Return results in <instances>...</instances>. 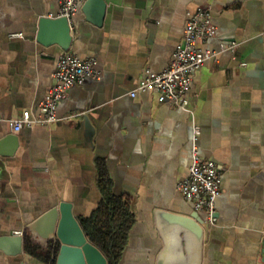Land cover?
<instances>
[{"label": "crops", "instance_id": "obj_1", "mask_svg": "<svg viewBox=\"0 0 264 264\" xmlns=\"http://www.w3.org/2000/svg\"><path fill=\"white\" fill-rule=\"evenodd\" d=\"M88 2L71 18L64 50L37 41L39 20L57 16V0H0V143L12 138L0 148V237L25 239L20 255L0 249V264H55L27 227L60 203L80 225L107 192L132 217L113 264H156L157 209L197 215L202 264H264V0H101V15ZM200 7L210 10L214 34L198 47L217 56L193 73L189 110L159 103L153 91L130 97L141 77L167 67L187 15ZM66 53L95 59L100 71L58 105V117L82 115L13 133L24 111L38 115ZM194 126L201 157L222 172L214 227L176 190L191 164Z\"/></svg>", "mask_w": 264, "mask_h": 264}, {"label": "built area", "instance_id": "obj_2", "mask_svg": "<svg viewBox=\"0 0 264 264\" xmlns=\"http://www.w3.org/2000/svg\"><path fill=\"white\" fill-rule=\"evenodd\" d=\"M57 18L68 21L74 17L86 0H57ZM214 34L211 23V12L208 8H197L187 15L183 27L182 40L176 45L172 58L167 67L157 74H145L136 87L129 92L134 98L140 93L149 91L158 94V102L169 104L180 111L189 110L187 94L190 90L192 75L217 54L203 50L198 43H204ZM10 38H22L20 34L10 35ZM100 71L96 68L93 58L80 60L72 54H63L58 58L55 72L52 76L53 84L46 97L39 105L37 116L24 111L20 117L11 121L13 133H18L23 127L35 125H50L56 122L68 121L82 114H71L58 117L57 108L69 89L82 85L86 80H99ZM200 129L194 126L191 135V164L187 175L177 183L176 190L183 199L192 204L195 213H203L206 224L214 227L217 223L215 201L220 194L222 172L212 161L205 160L199 153L198 141ZM19 235L16 233L15 235Z\"/></svg>", "mask_w": 264, "mask_h": 264}, {"label": "water", "instance_id": "obj_3", "mask_svg": "<svg viewBox=\"0 0 264 264\" xmlns=\"http://www.w3.org/2000/svg\"><path fill=\"white\" fill-rule=\"evenodd\" d=\"M88 3L89 6L96 5L99 15L103 13L101 0H90ZM70 23L56 16L41 18L37 41L59 44L62 49L68 50L72 41ZM55 30L58 31L56 35L48 33ZM11 141V137H6L0 143V148ZM153 220L162 242L156 264H202L204 230L196 214L186 216L157 209L153 213ZM40 229L44 230L41 235L38 232ZM27 230L33 244L39 243L42 248L49 245L56 256L55 264H107L103 254L86 239L72 215L69 203H60L31 223ZM24 241L22 235L0 237V249L20 255L24 250Z\"/></svg>", "mask_w": 264, "mask_h": 264}, {"label": "trees", "instance_id": "obj_4", "mask_svg": "<svg viewBox=\"0 0 264 264\" xmlns=\"http://www.w3.org/2000/svg\"><path fill=\"white\" fill-rule=\"evenodd\" d=\"M132 217L127 205L107 192L94 215L81 222V229L90 244L113 264L123 250Z\"/></svg>", "mask_w": 264, "mask_h": 264}]
</instances>
